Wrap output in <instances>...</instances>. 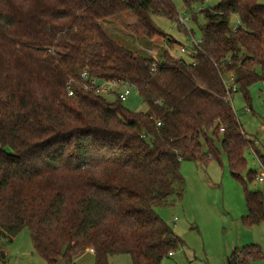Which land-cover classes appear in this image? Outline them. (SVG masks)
<instances>
[{"label":"trees","instance_id":"16d2710c","mask_svg":"<svg viewBox=\"0 0 264 264\" xmlns=\"http://www.w3.org/2000/svg\"><path fill=\"white\" fill-rule=\"evenodd\" d=\"M259 1L219 0L202 9V42L187 62L169 52L170 38L154 59L101 25L131 13V36L151 48L155 35L164 36L152 16L177 19L172 0H0L1 236L12 240L27 228L45 264H72L86 250L95 264L117 254H129L132 264H160L181 241L155 207L182 195V161L219 160L217 143L243 185L244 224L264 223V191L246 182L256 171L241 176L247 147L262 172L264 155L246 139L223 80L232 73L247 102L248 88L264 83ZM102 82L114 83L111 92L133 87L146 109H127L118 90L107 101L96 91ZM239 254L228 263L263 258L258 245Z\"/></svg>","mask_w":264,"mask_h":264},{"label":"rangeland","instance_id":"374dc122","mask_svg":"<svg viewBox=\"0 0 264 264\" xmlns=\"http://www.w3.org/2000/svg\"><path fill=\"white\" fill-rule=\"evenodd\" d=\"M178 18L185 19V25L178 20L164 16L153 15L156 27L164 36L155 35L151 48L159 51L166 48L165 40L176 41L169 52L175 57H183L192 61L194 54L193 41L201 39L200 27L204 24L202 9L212 8L219 0H202L186 6L182 0H172ZM264 4V0H260ZM101 22L106 33L116 42L123 44L141 56L148 55L143 40L131 36L129 25L134 21L131 13H124ZM238 17L232 15L230 26L235 27ZM185 48V52L180 47ZM161 47V49H160ZM232 73H225L223 80L226 85H232ZM127 86V85H126ZM125 86H119L122 88ZM123 102L131 111L146 109L140 95L133 87ZM123 89V88H122ZM112 92L101 94L109 102L116 96ZM250 100L247 102L239 90L232 93L230 102L235 116L240 123L245 137L251 140L255 148L264 155V83L254 82L249 88ZM219 160H211L203 166L194 161H182L180 174L184 181L182 195H173L168 205L157 206V215L168 224L174 234L180 238L181 244L174 249L172 255L164 258L160 264H229L227 259L236 250L239 252L249 245H258L262 251V259H248L247 264H264V223L255 225L244 224L242 217L247 212L243 185L235 179L229 169L227 159L221 145L217 143ZM246 169L241 176L246 179L249 170L256 171L255 179L247 182L250 191H264V180L257 179L263 168L259 163L253 148L244 150ZM109 264H132L129 254H117L108 258ZM0 264H45L34 251L31 234L27 228L19 231L12 240L0 234ZM72 264H95L93 253L82 251L78 253Z\"/></svg>","mask_w":264,"mask_h":264},{"label":"built area","instance_id":"2783aa9c","mask_svg":"<svg viewBox=\"0 0 264 264\" xmlns=\"http://www.w3.org/2000/svg\"><path fill=\"white\" fill-rule=\"evenodd\" d=\"M178 20V22L180 23V24H182V25H185V19H181V18H178L177 19ZM201 42H202V39H199V40H197V41H193V45H199V44H201ZM180 50L182 51V52H185V48L182 46V47H180ZM155 63H153V65H154ZM81 77L83 78V79H86L87 78V74H86V72H83L82 74H81ZM231 80H232V82H233V84L232 85H226V89H227V92H229V91H232V92H234L235 90H236V85H235V83H234V81H233V77H232V75H231ZM90 85L91 86H93V85H97V83H96V81L95 80H91V82H90ZM113 86H115L114 85V83H110V82H102V83H99V85L97 86V92H100V93H102V92H108L109 91V89L110 88H112ZM130 86H125V87H123V89H121L119 92H118V94H117V97H118V99L119 100H121L122 102H124L125 100H126V98H127V96L129 95V93H130V88H129ZM84 88H86V87H84ZM67 89H68V94L69 95H72L73 94V91L71 90V88L68 86L67 87ZM158 125H159V123H158ZM263 131H264V129H263ZM257 179L258 180H260V181H263L264 180V172H261L258 176H257ZM173 254V252H169V255H172Z\"/></svg>","mask_w":264,"mask_h":264},{"label":"crops","instance_id":"0c3cea01","mask_svg":"<svg viewBox=\"0 0 264 264\" xmlns=\"http://www.w3.org/2000/svg\"><path fill=\"white\" fill-rule=\"evenodd\" d=\"M147 49H148V51H146V52L148 53V56H150V57H152V58H154V59H156V58L158 57L159 49L157 50V52H156V50H153V48H152V49L147 48ZM86 251L92 253L91 250H86Z\"/></svg>","mask_w":264,"mask_h":264},{"label":"water","instance_id":"95a60500","mask_svg":"<svg viewBox=\"0 0 264 264\" xmlns=\"http://www.w3.org/2000/svg\"><path fill=\"white\" fill-rule=\"evenodd\" d=\"M59 263H60V264H62V262H61V261H59Z\"/></svg>","mask_w":264,"mask_h":264}]
</instances>
